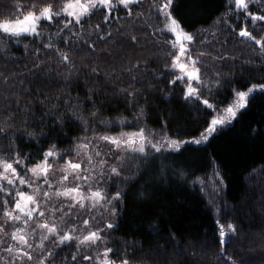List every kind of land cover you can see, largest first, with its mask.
Listing matches in <instances>:
<instances>
[{
  "label": "trees",
  "instance_id": "16d2710c",
  "mask_svg": "<svg viewBox=\"0 0 264 264\" xmlns=\"http://www.w3.org/2000/svg\"><path fill=\"white\" fill-rule=\"evenodd\" d=\"M66 2L0 0V22L49 4L58 11ZM159 5L138 0L129 6L131 15L119 5L107 21V12L97 8L67 28V16L41 20L35 36L0 32V43L8 45L0 47V153L52 146L63 152L83 136L108 145L100 138L116 131L119 119L141 116L147 128L175 140L178 150L155 155L123 182L114 239L121 242L122 259L264 264V93L251 95L208 141L185 143L199 138L237 91L264 84V41L257 45L239 36L242 18H224L229 0H176L172 13L194 36L188 48L203 81L200 100L213 105L208 109L194 97L185 99L189 80L172 67L179 51L170 43L172 35L161 30ZM249 31L264 38L261 28ZM106 162L108 183L115 182L110 171L120 161L109 152ZM214 168L223 180L215 207L193 186Z\"/></svg>",
  "mask_w": 264,
  "mask_h": 264
},
{
  "label": "snow or ice",
  "instance_id": "6c2138e0",
  "mask_svg": "<svg viewBox=\"0 0 264 264\" xmlns=\"http://www.w3.org/2000/svg\"><path fill=\"white\" fill-rule=\"evenodd\" d=\"M138 0H116L114 3L113 0H86V2H82V0H68V2L64 3L63 6L58 10L54 11L51 4L44 6L41 8L39 12L36 11H29L27 14H23L22 18L17 19L15 21H3L0 22V32L8 34L10 36L19 37L21 35H39L38 32V26L41 20H48L49 22L52 21L54 17L59 16H67L71 19L64 21V27L67 28L69 24H71L73 21L75 23L79 24L81 19L87 15H90L93 10H96L97 8L103 9L107 12V15L105 16V20L107 21L108 16H110L113 12V10L117 7V4L122 6L125 10L128 11V14L131 15V9L130 5L137 3ZM230 7L234 4V10L237 12H243L246 16H249L253 22L255 21H264V15H253L251 12L248 11L249 8V0H229ZM176 5V0H165V2L158 8V11L160 14H162L165 18V25L164 29L170 33H174L177 36L176 41H170L172 44L173 49L177 47V43H180L179 48V54H175V59L172 61V67L176 68L179 67L182 72L188 77L189 80V86L186 90L185 99L189 98H195L200 103L205 105L206 108L211 109L213 108V105L209 103L208 100H200L198 89L193 88L190 81L196 80L197 83L200 82L199 76H198V68L195 67L196 61L192 60L190 55L188 56V63L192 65V71H185V69L188 67L187 64L179 63L181 56H184L187 54V49L183 45V41H192L193 37L192 35L186 33L181 28V24L178 22L176 18L172 15V10L174 6ZM22 11V10H21ZM239 36L248 38L250 40H255V43L257 45H261L262 41H264V38L256 39L252 33L247 30V28H242L239 31ZM65 61H67V57H63ZM177 79H183V76L177 77ZM258 89L256 86H253L252 88H249L247 91H239L235 93L234 103L230 105L228 108L224 110L226 115H217L214 117L210 122L209 126L200 134V137L197 139H194L192 141H186L192 142L196 144H201L206 141L210 137H212L215 133L219 131L221 127L227 126L231 123L232 119H234L237 115V113L244 109L247 106V101L250 98V96L256 92ZM259 91L264 93V86H260ZM140 137V143L138 147H132L133 143L135 142L133 138ZM125 137H129V139L125 140ZM100 139L108 141L112 144H115L117 147L121 146V141L124 142V146L128 147L131 151L144 153V143L150 144L153 148H155L156 151H160L164 147L163 142H157L152 143L151 140H146L144 137L143 130H141L139 133H121L120 137H101ZM177 145L176 141H170L168 142V147L172 148L173 150H178V148H174V146ZM87 145H79L78 146V154L79 150L81 148H86ZM58 154L55 152V148L49 149L46 153H44L43 161L41 164H38L36 167L28 169L34 176L39 179L41 176L45 178V183L48 182L47 175L49 170L52 168V164L49 162V158L56 157ZM89 162H91V158H89ZM23 161H21L19 158L14 160L12 163H8L5 161L2 157H0V180L6 181L7 185H12L13 189L15 191V195L13 196L14 205L9 210L8 200H3V217L7 218V221H20L22 217H26L27 219L24 220V223L27 224L29 221L33 220V213L37 212V209L40 207L39 203L37 202L36 196L41 195L40 187L38 186L36 189H34L35 195L32 194H26L24 191L19 190V188L16 186V181H19L20 185H28L31 187V183L25 179L24 177L20 176V174L17 172V169L14 167V164L23 165ZM69 169L72 170V174L75 180H84L87 181L90 179V177L82 176L80 174L81 166L78 163H72L67 162L66 168L62 169L61 171L65 172V175L62 178V181H66L69 179ZM84 171H87V169H84ZM113 173L116 172V169H112ZM49 187L51 185L49 184ZM0 193L10 194L8 192V189L6 187L0 186ZM56 196H64L71 198L73 200V203H79L80 207L83 208L85 205L82 201L84 200H92L93 204H98L103 199L102 193L99 191H93L90 195H86L83 192H81V186L77 184L75 187L66 188L64 191H57L54 193ZM42 195L44 197H49L50 194L47 192H43ZM120 194L117 193L114 199H119ZM31 205V207H30ZM39 216H43L44 212L40 211L38 212ZM85 225H87V221L84 222ZM108 227H112L111 224L108 225ZM37 228L40 229H46L47 235H43L42 239L47 240L49 238V235H56L57 233V226L55 224L50 225L47 222L44 223H38ZM228 228L231 231H234L232 225H229ZM3 230V226H0V231ZM7 235V234H5ZM221 242L226 243L227 241L224 239L226 233L224 231V228L221 227L220 233ZM73 239V237L70 234H63L59 237V243L64 244L65 242H69ZM79 241L80 245H83L85 243L89 244H95L98 240H100V235L98 232H90L88 235L81 238H76ZM11 240L16 241L18 245H21L25 248H31L32 245L29 243L28 234H25V230L23 228L17 227L15 231L11 233ZM2 243V241H0ZM42 247V245H40ZM9 256L12 257L13 261H19L23 258H27V260H32L33 257L29 252H24L21 250V248H17L15 245L9 244L6 249H4ZM111 249L106 250L102 255L104 256L103 260H100L97 258V264H110V262L107 259V256ZM15 252V255L13 253ZM51 255V253H49ZM0 259H3L0 257ZM47 258L41 259L39 264H45V260ZM76 257L73 256V260H75ZM85 259H92L91 257H85ZM5 264H7V261H5ZM123 264H127V261H124Z\"/></svg>",
  "mask_w": 264,
  "mask_h": 264
},
{
  "label": "flooded vegetation",
  "instance_id": "af4514ba",
  "mask_svg": "<svg viewBox=\"0 0 264 264\" xmlns=\"http://www.w3.org/2000/svg\"><path fill=\"white\" fill-rule=\"evenodd\" d=\"M181 28L184 31L191 33L185 30L182 25ZM184 47L186 49L188 48L186 45H184ZM179 63L187 64L186 62L180 60L178 61V64ZM187 65L188 67L185 69V71L192 70V65ZM176 68L180 71L181 75L187 77L179 67ZM249 87H247L245 90L249 89ZM80 139L83 138H74L70 147L63 152L57 151L56 146L51 147L55 148V152L58 155L56 157L49 158L52 168L48 172L47 183H45V178L43 176H41L39 179H37V177L32 178L28 169H31L30 166L36 165L40 162L42 163L44 153H46L50 148H46L45 150L38 151L36 153L35 151L27 153L26 151L19 152L16 150L14 152L0 153V157H2L8 163H12L17 158L24 162L23 165L14 164V167L17 169V172L20 174V176L24 177L31 183V187L28 185H20L19 181L17 180L16 186L19 188V190L24 191L26 194L35 195L34 189L39 186L41 191V195L36 196L40 207L37 209V212L33 213L32 221H29L27 224H25L24 220L27 219L26 217H22L20 221H7V218L3 217L4 206L2 202L3 200H8V209L10 210L14 205L13 196L15 195V191L12 185H7L6 181L0 180V186L6 187L10 193H0V226H3V230L0 231V241H2V243H0V257L3 258L0 259V264H5V261H7V264H39L40 260L44 258H47L45 260V264H92L91 259H85V257L100 255L103 260L104 256L102 254L108 249H111L108 254L110 256L108 260L110 264L113 262L118 264V262L123 260L122 256L124 253L121 242L114 241V239L117 238L116 229L121 217L122 193L119 192V199H114L117 194V187L116 184L113 185L108 183L106 169H104V174L102 171L98 172L100 173L98 178L93 176L96 175V161L92 160V163H88L85 158L80 159V156H84V153L79 150L78 154L77 149H74L75 142L78 140L79 143ZM84 143H86L88 147L84 149V152H86L85 150H89L90 143L89 141ZM40 149L44 148L41 147ZM164 154L165 152L163 155ZM72 157L78 159H71ZM65 161L80 164V171L84 169L85 165L88 166L86 174L82 176L90 177V179L87 181H78L75 180L72 174L69 172V182L60 184L64 186H58L56 181L58 182V180L62 179L65 175V172L61 171L65 168V164H67ZM54 172L60 173L56 174ZM92 176L94 177L93 180ZM91 182H94V184H91ZM49 184L51 187H49ZM77 184L81 186V192L86 195H90L91 192H93L90 190L91 186L97 188L96 191L102 193L103 199L100 201V203L95 205L93 204L92 200H84L82 202L85 206L81 208L79 203L74 204L71 198L56 196L54 194L57 191H64L66 188L75 187ZM43 192L49 193L50 196L44 197L42 195ZM106 203L109 204L106 205ZM110 209L115 213H112L111 217L109 216L107 218L106 213ZM40 211L44 212L43 216L38 215V212ZM85 221L88 222L87 225H85ZM44 222H47L50 225L55 224L57 226L56 235H49L47 240L42 239L43 235L48 234L47 230L37 228L38 223ZM109 224H111L112 227H108ZM17 227L23 228L25 230V234H28L29 243L32 245L31 248H25L21 245H18L16 241L11 240V233L15 231ZM90 232H98L100 235V240H98L92 247L91 245H88L87 247V243L80 245L78 239L76 238L82 239ZM65 233L70 234L73 239L69 242H65L64 244H60L58 242L59 237ZM9 244L15 245L17 248H21V250L24 252H29L33 259L27 260L25 257L19 261H13L12 257L9 256L6 251H4V249H6ZM40 245H42V247ZM49 253H51V255H49ZM13 255H15V252ZM73 256L76 257L75 260H73Z\"/></svg>",
  "mask_w": 264,
  "mask_h": 264
},
{
  "label": "rangeland",
  "instance_id": "374dc122",
  "mask_svg": "<svg viewBox=\"0 0 264 264\" xmlns=\"http://www.w3.org/2000/svg\"><path fill=\"white\" fill-rule=\"evenodd\" d=\"M156 1L158 4H160L159 7L165 2V0H156ZM82 2H86V0H82ZM113 2L115 3L116 0H113ZM117 6H119V5L117 4ZM248 11L251 12L253 15H257V16L264 15V0H249ZM158 14L160 16L161 30H162V29H164V25H165V18L162 14H160L159 11H158ZM224 18L236 19V20L242 18V20L244 22V26L242 28H247V30H249L251 27H258V28H261L264 30V21L253 22L251 20V18L249 16H246L244 13H242V15H239V13L234 10V4L232 7H230V11L228 12V14H226V16H224ZM13 21H15V20H13ZM164 31H166V30H164ZM239 31H238V33H239ZM184 32H186V31H184ZM186 33H188V32H186ZM170 34L172 35L171 41H176L177 36L174 33H170ZM188 34L192 35L193 39L190 42L184 41V45L191 47V45L194 42V36L192 33H188ZM55 38H56V35L55 36H49L48 41H53ZM11 39H13V37H11ZM7 46H8L7 42L0 43V47L3 49H6ZM176 48H178V49L180 48L179 42L177 43ZM189 55L191 57V51H190V48H187V54L184 56H181L180 61H184L187 64H189L188 63V56ZM189 66H191V64H189ZM190 83H191L193 88H196L199 91L198 86L201 85L203 83V81L200 80L199 83L194 82V81H190ZM188 86H189V81L186 85L185 92H186ZM253 86H256V88L258 89L257 91H259L260 86H264V84H254V85L250 86L249 88H252ZM247 90H243V91H247ZM237 92H239V91H237ZM234 98H235V95H234ZM234 98L232 99V101L227 106L222 108L217 113V115H226L224 110L234 103ZM217 115H214L212 117V119L214 117H216ZM117 127H118V129L114 132L108 133L107 137H120L121 133H129V134L139 133L141 130H143L144 137L146 138V140H151L152 143H154V144L157 142H163L164 143V147L159 152L156 151L155 148H153L150 144L144 143L145 151H144V153H139V152L131 151L128 147H125L123 141H121L120 147H117L115 144H112L110 142H108V145L106 143L104 144L103 142L99 143V144L94 143L93 141H91L94 139V137H91V136H83L82 137L83 139H80L79 143H78V140L75 142V148L74 149H78L79 145H87L86 143H84L86 141H89V143L92 144V145L89 144V146H90L89 150L88 151L85 150L86 152H84L85 148L80 149V151L84 153L83 154L84 156H80V159L85 158V160L89 163V158H91V161L92 160L95 161V159L98 158V162H97V166H96V172H95L96 175H93L94 177H97V178L99 177V174H100V173H98L99 171H102V173L104 174V169H106L105 166L107 163L106 162L107 155L109 152H112V157L114 159H117V161H120V162L116 165L117 168H113V169H116L115 173H113L112 170L110 171V176L117 175V180H116L117 183L112 181L109 184H113V185L116 184V187H117L116 192L122 193L123 182L134 178V176H136L138 174L141 167L143 165H145V163L150 161L155 155H158L161 157V156H163L164 152H168L170 149H172V148L168 147V142L173 141V139H170L169 137H167V135H165L162 131L147 128L146 125L144 124L141 116H135L132 119H129V118L119 119L117 122ZM124 139L127 140V139H129V137H125ZM133 139L135 142L133 143L132 147H138L139 143H140V137L137 136ZM98 145H99V147H97ZM86 148H88V147H86ZM174 148H176V146H174ZM92 150H94V151L92 152ZM71 159L76 160L78 158L72 157ZM65 163H67V162L65 161ZM38 164H41V162L37 163L36 165L30 166V168H34ZM66 166H67V164H65V168H66ZM87 168H88V166L85 165L84 169H87ZM84 169L82 171H80L81 175L86 174V171H84ZM68 171L72 174L71 169H69ZM54 173L59 174L60 172H54ZM30 176L32 178H36V176H34L31 172H30ZM72 176H73V174H72ZM94 177L92 178V180L94 179ZM186 180L192 181L193 179L191 180L188 178ZM67 182H69V180L62 181V179H60V180H58V182L56 181L58 186H64V185H60V184L67 183ZM91 184H94V182H91ZM193 186L199 188L200 191H202V193L205 194V196L208 198L210 204H212L213 207L218 205V203L221 200V191H222V187H223V180H222V177H221L219 171L216 168L212 169L205 176L198 177L193 182ZM96 189L97 188H95L93 186H91V188H90L91 191H96ZM108 204L109 203H106V205H108ZM112 213H115V212H113L111 209L108 210L106 213L107 218L109 216L111 217ZM88 245H91V247H92L94 244L87 243V247H88ZM91 255H94V254H91ZM90 257L92 258L91 259L92 264H97V258L102 260L100 255L90 256ZM109 258H110V256L108 255L107 259L109 260ZM124 261H127V260H122V261L118 262V264H123ZM112 264H115V263L113 262ZM127 264H129L128 261H127Z\"/></svg>",
  "mask_w": 264,
  "mask_h": 264
},
{
  "label": "water",
  "instance_id": "95a60500",
  "mask_svg": "<svg viewBox=\"0 0 264 264\" xmlns=\"http://www.w3.org/2000/svg\"><path fill=\"white\" fill-rule=\"evenodd\" d=\"M189 71H192V70H189ZM198 76H199V73H198Z\"/></svg>",
  "mask_w": 264,
  "mask_h": 264
},
{
  "label": "bare ground",
  "instance_id": "6f19581e",
  "mask_svg": "<svg viewBox=\"0 0 264 264\" xmlns=\"http://www.w3.org/2000/svg\"><path fill=\"white\" fill-rule=\"evenodd\" d=\"M195 187V186H194Z\"/></svg>",
  "mask_w": 264,
  "mask_h": 264
}]
</instances>
